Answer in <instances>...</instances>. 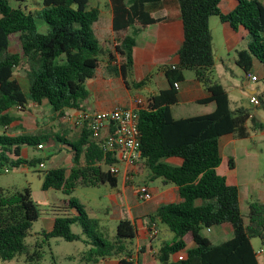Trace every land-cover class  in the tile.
<instances>
[{
    "label": "trees",
    "instance_id": "1",
    "mask_svg": "<svg viewBox=\"0 0 264 264\" xmlns=\"http://www.w3.org/2000/svg\"><path fill=\"white\" fill-rule=\"evenodd\" d=\"M221 1L109 0L116 31L134 21L143 25L157 21L151 14L171 3L177 5L178 18L183 25L178 64L160 67L170 87L148 97L139 110L138 119L140 160L147 176L151 180L159 179L162 184L177 186L181 198L177 203L162 204L148 215L149 231L153 224L162 222L173 233L158 249L159 264H259L251 239L260 238L264 242V202H250L244 216L239 206L238 186L228 184L217 168L222 161L221 136L231 134L242 139L264 130V121L256 114L258 110L264 112V90L254 95L258 105L230 107L226 90L211 76L214 58L209 18L217 16L234 30L242 26L249 41L246 49L237 51V64L247 73L256 59L264 69V2L236 0L235 7L223 13ZM40 2V10L30 11L21 5L12 6L10 0H0V149L17 155L22 145H43L42 139L50 135L7 133L8 125L16 120L10 113L12 107L24 111L30 103L47 102L61 115L68 109H82L89 95L85 82L94 77L102 62L106 73L121 76L127 87L138 88L145 84V79L131 81L134 34L116 38L113 52H107L93 29L100 10L91 6L90 0ZM37 20L43 31L38 30ZM14 42H18L19 47L11 51ZM22 63L30 67L26 89L14 73ZM185 70L193 71L196 80L204 86L209 94L205 102H214V111L173 117L170 105L177 102L174 83L184 79ZM56 139L68 146L72 165L46 170L42 189L60 190L70 195L77 186L109 185L113 188L117 185V175L110 173L108 166L119 161L114 153L104 150V133L94 137L82 127L73 140L60 134ZM173 156L181 158L180 165L163 160ZM34 162L27 161L30 165ZM228 166L234 167L231 157ZM65 205L76 213L55 217L52 229L42 231L44 238L76 241L80 235L71 227L80 226L91 246L88 264L108 258L117 259L119 264H139L135 254L141 251L135 253L132 248L137 236L133 221L119 219L116 234L109 239L101 231L99 222L90 218L75 198H69ZM39 216L29 188H0V259L11 260L21 254H25L27 260L41 257L38 244L29 252L25 243ZM224 223L232 228L229 239L214 243L204 234L205 229ZM190 244L193 245L188 247ZM181 252H185L182 259H172Z\"/></svg>",
    "mask_w": 264,
    "mask_h": 264
},
{
    "label": "crops",
    "instance_id": "2",
    "mask_svg": "<svg viewBox=\"0 0 264 264\" xmlns=\"http://www.w3.org/2000/svg\"><path fill=\"white\" fill-rule=\"evenodd\" d=\"M222 5L223 7H221ZM235 5L236 0H222L220 3V9L223 13H227L232 10ZM95 7L100 10V15L97 21L94 23L93 29L98 40L100 41V43H102L107 52H113V48L117 43L116 38L134 34L136 43L133 47V71L131 81L138 82L145 79V84L138 88L127 87L121 76L108 75L104 70V62H102V64H100L96 69L94 77L88 79L85 82V86L88 90L89 95L83 102L82 110L87 112H94L109 110L117 105L125 107L133 106V100L136 97H140L145 101L148 97L157 94L159 91L169 88L170 82L168 81L167 77L165 76L163 70L160 69V67H174L178 64L179 61L178 50L183 42V25L182 21L178 18L177 5L175 3H171L170 5H168V7L165 6L164 8L153 12L151 16L157 19V21L155 22L143 25L138 21H134L125 29L117 31L113 29L114 11L109 0H104L103 5ZM41 8V6H38L36 10L33 9L30 11H38ZM211 18L212 17L209 18V28L212 36V52L214 58L213 69L220 66L223 68V70H225L228 69V67L226 66L219 50L221 49V47H225L227 48L228 53L234 52L236 54L238 50L246 49L240 48V44L248 37L247 31L242 26H239L237 30H234L228 24L220 22L219 18L217 17V20H219L218 25L217 21H213L217 30L214 36L210 27V23L212 20ZM247 44L248 42L246 43V47ZM233 61L234 64L238 66L236 58H233ZM255 62H257L258 66L261 68V77H263L264 79V69L256 59L252 61L250 72L252 74H255L258 79L260 78V75L254 69V66L256 65ZM183 74L184 79L182 81L175 82L177 83V87H175L177 90V102L170 105L173 117L185 118L214 111L216 108L215 103L205 102L209 94L205 90L204 86L196 80L193 71L185 70ZM244 79L246 84L250 82V80L246 78L245 71ZM231 86L232 88H229V91L232 90L231 95L236 96V90L234 89L235 86ZM223 88L226 90L229 101L231 103L230 93L227 91L228 88H225L224 86ZM256 94H260L258 93L257 89H248V94L245 95L244 93L245 104L235 105L233 107L230 105V107H254V105L250 103L249 99L250 96ZM30 104L35 105V103ZM66 111H72V109H68ZM256 114L260 120L264 121V112L262 110L256 111ZM15 118L17 120L16 116ZM69 131L65 130L63 133H60V135H65V138L67 140H73L78 136L80 128H78V130L72 129V131ZM65 132L70 133L71 139H69L68 135L65 134ZM259 133L264 134V130ZM250 137H252V135ZM236 139L238 138H235L231 134L221 136L219 139L221 156L223 152H226L228 154L227 166L228 159L231 157L235 167L234 154L236 146L234 144ZM67 148L68 146L62 144V146L59 147V153H66L67 165L64 167L69 168L72 165V161L71 153ZM50 155L51 154H49L48 156ZM163 160L166 163L174 166H178L182 162L181 158L177 156L168 157ZM219 166L217 168V172H219ZM118 167L119 171L122 173V187L119 188L117 180V185L113 188L111 187L108 193V197L113 209V214L116 215L115 219L119 220L121 218H127L135 223V226L137 228V236L134 239V252L136 253L137 251H141L139 255L135 254V257L139 258V264H159V261L156 258L158 249L164 241H169L172 236H170L168 231H163L162 229H160L158 223L155 224L158 230V234L156 236H151L148 227V215L154 213L162 204L179 202L181 198L178 192V187L173 184H162L159 179L151 180L146 173L145 175L147 176V179L154 182L153 186H149V184L145 182V180L142 183L137 184L136 186H133L132 184L128 185L134 180L136 176H143L145 169L143 172L138 173L136 171L137 167L130 168L123 163H118ZM234 167L232 169H234ZM229 169L231 170V168ZM127 181H129V183H127ZM227 183L236 185L235 183L228 180ZM142 185H145L151 193V199L147 201L139 200L136 195L137 188ZM130 194L134 199L131 197V200ZM261 202H264V200ZM53 214V212H48L45 217H42L45 225L44 230L47 232L50 231L53 227L55 219V216ZM217 228L218 239H220L224 235L232 236L233 232L230 224L224 223L219 225ZM212 231V229H210V231H207V229H205L204 234L210 237L209 234L212 233ZM222 241H225V238L214 243H220ZM251 244L253 249L255 250L252 241ZM192 245L193 244H190L188 245V247H191ZM178 255H174L172 259H178ZM184 255L185 252L183 253V256ZM256 257L259 264H264L263 251L256 252ZM93 264L119 263L117 259L108 258L99 259Z\"/></svg>",
    "mask_w": 264,
    "mask_h": 264
},
{
    "label": "rangeland",
    "instance_id": "3",
    "mask_svg": "<svg viewBox=\"0 0 264 264\" xmlns=\"http://www.w3.org/2000/svg\"><path fill=\"white\" fill-rule=\"evenodd\" d=\"M264 2V0H261ZM12 6L21 5L27 10H36L38 6L42 7L40 0H25L18 3L15 0H10ZM104 0H90L91 6H101ZM223 7V5L221 6ZM210 23L211 30L215 36L217 32L213 21H218L217 16H211ZM38 30L43 31L42 26L38 23ZM249 41L247 37L241 42L240 48H246V43ZM19 47L18 42H14L10 48L11 51ZM222 58L228 67L223 70L218 66L212 70V79L221 83L230 93V105L245 104V95L248 94V89H257L261 93L264 89V79L261 77V68L258 63L254 69L260 75L257 81H250L247 84L244 79V70L238 65L234 64L233 58H237L234 52H227V48L221 47L219 50ZM28 71L30 67L28 64L22 63L15 68V77L20 81L23 88L26 89L28 85ZM235 86L236 96L231 95L232 90L229 88ZM12 115L17 117V120L12 122L6 128L9 134H19L21 132L30 135H50L48 139H42L43 147L38 148L37 145H22L20 154H15L9 151H1L0 149V188L22 190L24 188L30 189L31 198L37 204L40 211V216L31 226L30 235L25 239V243L29 247V252L34 250V245L38 244L40 247L41 257L38 260H27L25 254H21L11 260L0 259V264H88V250L91 247L87 242L86 236L82 232L80 226L72 225V231L80 235V239L76 241H65L61 238H44L41 234L45 229L42 217H45L48 212H53L54 216H65L67 214L76 213V211L65 204L69 198H75L81 204L90 218L96 219L100 224V229L106 238L112 239L116 234V226L118 220L115 219L111 202L108 197L111 186L100 185L92 186H77L70 195H65L60 190L42 189L44 172L51 168L67 165L66 153H59V147L63 143L56 139V135L63 133L65 130H78L72 123L63 118L61 114L55 113L47 102L41 104H29L24 111L12 107L10 110ZM72 111H66V114ZM1 131V129H0ZM70 132V131H69ZM65 132L69 139L70 133ZM234 154V169H229L227 166L228 154L223 152V161L219 166V174L224 175L228 181L235 183L239 189V206L242 214L245 216L248 211V204L252 201L264 200V134H255L250 138L236 139ZM3 153V154H2ZM51 154L50 156H48ZM29 160H35L34 164L27 163ZM26 161V162H25ZM39 161L44 163V167L39 166ZM18 163V164H17ZM121 164V163H120ZM136 171L141 173L144 171L141 160L136 166ZM7 169L8 171H5ZM148 172L145 170L143 176L138 175L128 185L136 186L144 180L153 186L154 182L147 179L145 175ZM118 186L122 187V173L117 174ZM130 194V198H131ZM133 198V197H132ZM131 198V200H132ZM134 199V198H133ZM56 210V211H52ZM158 226L163 231H168L170 236L173 233L167 226L158 222ZM218 227V226H217ZM212 228L210 238L212 241L229 239L230 235H224L218 239V228ZM256 252L263 251L264 242L260 238L251 239ZM135 241L133 240L132 248H134ZM184 252L179 254L183 255ZM178 255V254H177ZM93 264V261L89 262Z\"/></svg>",
    "mask_w": 264,
    "mask_h": 264
},
{
    "label": "built area",
    "instance_id": "4",
    "mask_svg": "<svg viewBox=\"0 0 264 264\" xmlns=\"http://www.w3.org/2000/svg\"><path fill=\"white\" fill-rule=\"evenodd\" d=\"M246 78L250 81H257L258 77L251 72L246 73ZM177 87V83L174 84ZM250 103L254 106L259 104L258 98L250 96ZM144 100L136 97L133 100V106H115L109 110L87 112L82 109H72V113L62 115L64 119L70 121L76 128L86 127L92 134L97 137L104 133V150L115 154L119 163L127 167L135 168L141 159L139 130V110L142 108ZM42 148L41 144L37 145ZM44 167V163H39ZM110 173L117 175L119 171L118 164L108 166ZM5 171H8L5 169ZM139 200L147 201L151 199V193L145 185L139 186L136 190ZM210 231V228H207ZM158 230L155 224L150 230L151 236H156ZM183 255H178L182 259Z\"/></svg>",
    "mask_w": 264,
    "mask_h": 264
},
{
    "label": "water",
    "instance_id": "5",
    "mask_svg": "<svg viewBox=\"0 0 264 264\" xmlns=\"http://www.w3.org/2000/svg\"><path fill=\"white\" fill-rule=\"evenodd\" d=\"M100 52H102V49L100 50Z\"/></svg>",
    "mask_w": 264,
    "mask_h": 264
}]
</instances>
